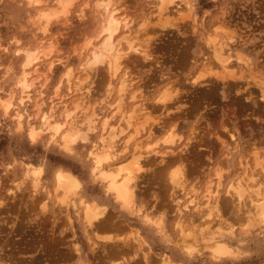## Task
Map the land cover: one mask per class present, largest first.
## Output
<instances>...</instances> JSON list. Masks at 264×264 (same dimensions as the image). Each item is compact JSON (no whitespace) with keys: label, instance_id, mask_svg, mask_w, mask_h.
<instances>
[{"label":"rangeland","instance_id":"rangeland-1","mask_svg":"<svg viewBox=\"0 0 264 264\" xmlns=\"http://www.w3.org/2000/svg\"><path fill=\"white\" fill-rule=\"evenodd\" d=\"M93 1L73 0L66 17L59 22L52 19L47 33L41 35V27L33 19L36 8L26 0H0V96L5 98L14 91L13 104L19 96L13 79L20 64L15 49L50 41L49 58L29 69L32 78L38 74L47 77L41 89V110L51 108L57 119L63 108L72 109V101L82 94L86 97L83 101L90 104L88 110L95 114L89 126L94 131L88 132L85 141L74 143L72 157L63 152L59 138L51 141L43 134L30 142L25 121L18 128L12 114L4 115L0 109V264H161L163 259L173 264H264V229L257 222L246 227L249 199L245 196L237 201L225 193V186L245 173L263 181L264 86L260 76L264 74V0H190L191 9L181 3L169 5L162 15L169 14L167 20L157 15L156 0H116L118 15L129 22V28L114 37L120 49L126 48L121 38L127 33L125 37L140 44L150 56L144 61L129 55L116 78L109 77L105 66L92 71L81 67L90 50L103 40L97 38ZM52 6L45 0L37 9ZM142 22L146 26L139 31ZM218 41L225 44V53L231 57L225 67L213 56ZM51 60L57 62L47 72ZM67 68L72 72L70 82L63 78ZM122 72L133 80L125 94L135 91L134 101L127 100L121 108L123 114L133 108L146 109L134 111L129 127L121 111L113 113ZM194 77L200 78L193 85ZM74 85L81 86L79 92ZM87 88L88 95L84 92ZM163 90L172 99L169 106L158 107L156 99ZM23 109L31 117L35 114L32 107ZM34 118L37 125L38 117ZM103 118L108 120L102 132ZM79 125L81 131L88 128ZM111 132L116 135L108 140L112 162L124 164L136 151L144 156L142 173L135 177V203L141 208L139 217L147 213L162 217L158 231L148 230L134 215L119 212L102 184L90 176L87 181L83 178L89 152L98 150L101 135ZM170 135H175L172 144L164 142ZM146 145L151 151L145 153ZM256 159L261 167L255 166ZM112 162L104 168L109 169ZM23 164L43 170L36 193L22 176ZM59 168L77 176L87 200L106 207V215L91 229L84 226L76 196L69 197L66 207L57 204L53 176ZM173 170L178 171L182 187L168 180ZM205 184L218 193L216 197L206 198ZM214 205L216 210L211 207ZM248 219L253 220V214ZM106 235L111 238L101 241L99 237ZM213 237L223 239L229 250L238 254L213 259L207 247ZM186 246L194 249L191 255Z\"/></svg>","mask_w":264,"mask_h":264},{"label":"bare ground","instance_id":"bare-ground-1","mask_svg":"<svg viewBox=\"0 0 264 264\" xmlns=\"http://www.w3.org/2000/svg\"><path fill=\"white\" fill-rule=\"evenodd\" d=\"M26 1H27L26 3H28L29 6L33 7L34 9L36 8L35 10L37 12H36L33 19L38 21L39 24L38 23L37 24L40 25V27H41V32H42V33H40L41 35L42 34L44 35L47 33L49 23L51 22L52 19H54V21H58L60 18L64 19L66 17V15L68 14L69 9L71 8V6L73 4V0H50V2L53 4L52 7H46L44 9H37L41 5L44 4L45 0H26ZM115 1L116 0H94L93 1L94 2V11L96 13L95 17H96L97 23H98L97 38L102 37L103 40H102V42H100L101 41V39H100L98 46H96L90 50L89 55L84 59V62L81 65V67L84 71H87V70L92 71L96 68L105 66L109 72L110 78H116L117 73H118L119 69L121 68V65H122L124 59L128 58L129 55L130 56L131 55L140 56L144 61L145 60L147 61L150 57L149 55H147L146 51L142 47H140V44H135L131 40H128L125 37V36H127V33L125 35H123L121 38L124 41L126 48L124 50L120 49V44L118 41H116L114 39V37L116 36V34L120 30H127L129 28V22H127L126 19H124L118 15V13H117L118 12V7H117L118 5H116L117 1L116 2ZM156 1H157L156 7H157V13H158L157 15L161 16L160 18H162L163 20L169 15L167 13L168 15H166V17H164V18L162 17L165 9H167V7L169 5L176 4V6H178L179 3H181L185 7H187L188 3L190 2V0H168L167 6L164 8H161V7H159L160 0H156ZM98 3H104L105 5L110 4V7H97ZM119 6H121V5H119ZM176 12H180V11H176ZM150 19H153V18L151 17ZM166 20H167V18H166ZM141 25H144V27H145L146 23L142 22L141 24L138 25L137 29L139 31L144 28V27L141 28ZM214 29H216V27ZM57 40H58V38H57ZM49 42L47 44L46 43L44 44L43 42H35L30 47H23V48L21 47V48L15 49L14 55L18 57L20 64H19V71L17 74H15V77H13V79H14V88H16L18 90L19 96L17 98L16 104H13L14 91H11L10 94H7L8 96L5 98L0 96V109L2 110L4 115L9 114V113L12 114V119L18 128H20L23 125V122L25 121V123L27 125L26 135H27V138L30 142L33 143L43 134H47V135H49L51 141L52 140L56 141V138H59V144L61 147V144L63 143L64 134H71L73 136H76L75 142L78 139H79V141L80 140L85 141L87 139L88 132L94 131V129L89 127V126L91 124H93V122H94L93 116H95V114L93 111L88 110L89 109L88 106L90 104H86L87 100H86V102H84L85 101L84 98H86V97L82 98V94H81V97L79 98V100L76 99L74 103L72 101L73 108L70 110L67 108H63V110L61 111V114L58 115L57 119H55L53 114L51 113V108H49L50 111H46V112L41 110V107L43 105L41 89L43 87L44 81L47 80V77H44V76H41V74L40 75L38 74L37 78H32V76H31L32 72H30L29 69L31 67L35 66L42 58H46V59L49 58V55L52 52V45ZM219 42L220 41H218V43ZM88 44L89 43H86L85 47ZM85 47H83V48H85ZM83 48L81 50H84ZM72 49H73V47H72ZM213 50H214V52H213L214 53V55H213L214 59L221 66H223V67L227 66L226 63L230 60L231 57L225 53V44L219 43V45L215 46V48H213ZM17 53H19V55H17ZM218 53H219V57H220L219 59L217 58ZM56 62H52V60L48 62L47 72L52 71ZM2 64H4V63H2ZM1 69H3V68H1ZM5 69H6V67H5ZM67 69H68L67 71L65 69V73L63 74V78L67 82H70V77L72 75V72H71L70 68H67ZM224 69H227V67ZM8 70H9V68H8ZM61 76H62V74H61ZM40 77H43V78H40ZM198 78H200V77H198ZM198 78L194 77V79L192 80L191 83L193 85H194V83H197ZM75 80H77V79H75ZM117 80H118V82L116 81L117 82L116 88H117L118 97H117V102L115 103V109H114L113 113L115 114L116 112L121 111V113L123 114V110L121 108L127 103V100H133L135 98L134 97L135 91H134V94L133 93L129 94V95L125 94L127 89H129V87L131 86V83L133 81L132 79L128 78L126 72H122V74L119 76V78ZM78 81H80V80H78ZM82 81H84V80H81L80 82H82ZM10 82H11V80H10ZM80 82H78V83H80ZM8 86H9V84H8ZM75 89L79 92V90L81 89V86L76 85ZM0 90H1V88H0ZM56 92H57V90H56ZM84 92L88 95V88ZM161 93H163V94L159 95V97H157L156 102L158 104H160V106L158 105V107H161V106L165 107V105L168 104V102L172 99V96L170 94H167V91H164V90ZM83 96H84V94H83ZM130 104L132 106H134V104H132V103H130ZM141 106H142V104H141ZM168 106H169V104H168ZM26 107H32L33 110H35V114L33 115V117H31L27 113L26 109L25 110L23 109ZM139 108H140L139 110H137L136 108H133L132 111H130V112L128 111L127 113L122 115V119L124 120V122L127 124L128 127L130 125V121L133 119V116L135 115V114H133L134 111L143 112L146 110L145 108H141V107H139ZM134 109H136V110H134ZM128 110H131V109H128ZM88 111H90V112H88ZM147 111H148V109H147ZM77 112H79L80 115H78ZM35 116L38 117L37 125L35 124L36 122L34 120V119H36V118H34ZM146 116H148V115H146ZM107 120H108V118H103L101 130L105 129L107 127L106 126ZM140 123L138 121V124L142 125V122H140ZM79 124L80 125L81 124L87 125V127H88V128L86 127L87 130H84V131L79 130L77 128L78 127L77 125H79ZM139 127H142V126H139ZM139 127L136 126L135 128H139ZM113 128H115V127H113ZM153 128H151V126H150V129H153ZM150 129H148V130L151 131ZM103 131L104 130H102V132ZM109 131H111V129ZM136 135H138V133ZM33 137H35V140H33ZM115 137H116V135L113 134L112 132L109 133V135H107L106 137H102V135H101V137L99 138V141H100L99 142L100 143L99 149L98 150L95 149V150H92L89 152V158L91 157V159H92V167H96V162H95L96 157L102 158V162L99 165V169L96 172V176L93 177L91 175V169H89V176L93 182H98V183L103 185L104 193L107 196H110L112 198L113 202L117 205L119 212H122L123 214L130 215V216L134 215L135 217H138V220L141 222V224L144 227H147L148 230H157L158 231L163 225L162 217L151 215L149 213L145 214L142 217H139V215L141 214V208L137 207L136 203H135V191H134V189H135L134 186H135V182H136L135 177L137 174L142 173L141 171L143 168L141 167V163L143 162L142 158L144 156L140 151H136V152H133L130 154V157H128L127 162L124 164H118V161L112 162L114 155L111 154L112 149L110 151V145L108 144V140L112 141ZM174 137H175V135L167 136L164 139V142L172 144L174 142ZM132 138H133V136H132ZM124 144H126V143H124ZM135 146L138 147L139 146L138 143ZM135 148L136 147H134V149ZM144 149H145L144 150L145 153L149 150L151 151L150 145H146L144 147ZM152 152L156 153V152H154V150H152ZM164 152H166V151H164ZM170 153H171V151H170ZM160 154L161 153H159V155ZM156 155H158V153ZM255 158H257V157L255 156ZM258 160L256 159L254 164L257 167H261V161H258ZM125 161L126 160H124V162ZM110 162H112V163L110 164L109 169L104 168V164L107 165ZM147 164H148V161H147ZM23 165L24 166L22 167V173H23L22 176L29 181L30 188H31L32 192L36 193L38 190L39 184L41 182V179H42L41 177L43 174V170L40 166H32V165H27V164H23ZM143 166H144V162H143ZM37 169L41 170V174L39 176L29 175L30 172L37 170ZM246 169H248V168H246ZM177 170H175V172ZM56 172L62 173V175L64 177V182L66 185V188L62 187L59 191H57V187L53 183V193L56 197L57 204L59 206L66 207V205L68 204L69 197L70 196H76L77 197V203L76 204L80 208H82V210H81L82 218L85 222V225L84 224L83 225L85 226V228L88 227L91 229L92 225L94 223H97L99 221V218L102 217V215H104L106 207L102 204H99L95 200H87V198H85L81 194V182L77 178V176H75L73 173H71L68 170L61 169V168L57 169L55 171V173ZM175 172H174V170L169 172L168 180H170V183L173 184V186L176 185V186L182 187L183 184L181 185V183L179 182V180H181V179L178 177V174H176ZM55 173H54V175H55ZM219 175L220 174H218V173L216 174L217 178H220ZM262 178H263V181L259 182L261 177L259 178V177H255L252 175L247 176L246 173L241 177L239 175V177L234 178L233 181L229 182L227 184V186H225L226 187L225 193L230 195V196L234 195L236 197L235 199L237 201L243 200L246 196L249 199V203H250L249 204V211L247 212V216H246V220L250 221L248 218L251 214H253V220L255 222H257V224L261 225L264 229V225H262L260 220H259L261 213L264 212V171L262 172ZM249 182L255 183L254 186H252V187L249 186L248 185ZM77 183L80 185V187L78 189L75 188V184H77ZM209 184L208 185L205 184L206 185L205 191L207 194V195L206 194L205 195H206L207 199L211 198V196L214 197L216 194H218L216 191L213 192L211 190V186H210L211 184L210 185ZM260 187H263V190H260L259 189ZM66 189H72V191H67ZM10 191H11V193H13V189ZM213 197H212V199H213ZM125 199H127V204L125 203ZM189 202L192 203L193 199L190 200ZM206 202H207V200H206ZM205 206L206 205H204V207ZM211 207L213 209H215V205H214V207L213 206H211ZM184 208H185V204H184ZM204 209H202L201 211H204V213H206L207 211L205 212ZM212 210H210V211H212ZM105 215H106V213H105ZM207 217L209 218L208 215H207ZM88 228H86V229L89 230ZM99 238L101 239V241L102 240L104 241V240H108L111 237L109 236V238H108L106 235V236H101ZM211 240H212V242L207 247H208L210 256L213 259H219V258L223 257V256H216L215 255L216 249H230V246L228 245V243H226L223 239L219 240V239H215L213 237ZM190 247L186 246V248H188V249ZM161 262H162L161 264H173L169 261H166V259H163ZM33 263L34 262H32V264ZM114 264H117V263H114Z\"/></svg>","mask_w":264,"mask_h":264},{"label":"snow or ice","instance_id":"snow-or-ice-1","mask_svg":"<svg viewBox=\"0 0 264 264\" xmlns=\"http://www.w3.org/2000/svg\"><path fill=\"white\" fill-rule=\"evenodd\" d=\"M167 2H168V0H160L159 7H161V8L166 7ZM97 7H110V4L105 5L104 3H98ZM187 7L189 9H191V7H192L191 2L188 3ZM143 27H144V25H141V28H143ZM209 43L212 44L213 41L210 40ZM17 55H19V53H17ZM217 58L218 59L220 58L219 53L217 54ZM260 80H261L262 86H264V74H261ZM33 140H35V137H33ZM75 140H76V136H73L71 134H64L63 143L61 144L63 152L69 156H72V157L75 156V151H76L73 148ZM95 162H96V167H92V159L90 157L88 162L85 164V171L83 174V178L85 181H87V179H88L89 169H91V175L93 177L96 176V172L99 169V165L102 162V158L96 157ZM82 163H83V159H82ZM9 167H12L11 162H9ZM40 174H41V170H39V169L34 170V171L29 173V175H31V176H39ZM53 183L56 185L57 191H59L62 187L66 188V185L64 182V177H63L62 173H60V172L55 173V175L53 177ZM79 187H80V185L78 183L75 184L76 189H78ZM66 190L72 191V189H66ZM125 203L127 204V199H125ZM259 220H260L261 224L264 225V212L261 213ZM254 222H255L254 220H250L249 224L246 225V227L251 226ZM185 251L187 252L188 255H191L192 252L194 251V249L189 248V249H186ZM234 254H238V253H233V251L229 250V249H216L215 250L216 256H233Z\"/></svg>","mask_w":264,"mask_h":264}]
</instances>
